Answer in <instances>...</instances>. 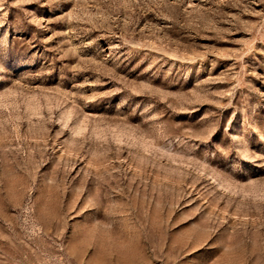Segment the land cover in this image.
Wrapping results in <instances>:
<instances>
[{
  "label": "rangeland",
  "instance_id": "374dc122",
  "mask_svg": "<svg viewBox=\"0 0 264 264\" xmlns=\"http://www.w3.org/2000/svg\"><path fill=\"white\" fill-rule=\"evenodd\" d=\"M0 264H264V0H0Z\"/></svg>",
  "mask_w": 264,
  "mask_h": 264
}]
</instances>
